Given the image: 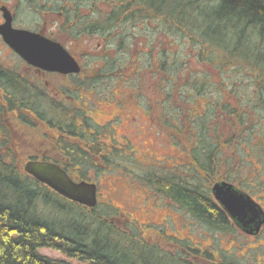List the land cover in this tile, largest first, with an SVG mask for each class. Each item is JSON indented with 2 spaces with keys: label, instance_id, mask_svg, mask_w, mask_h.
I'll list each match as a JSON object with an SVG mask.
<instances>
[{
  "label": "trees",
  "instance_id": "1",
  "mask_svg": "<svg viewBox=\"0 0 264 264\" xmlns=\"http://www.w3.org/2000/svg\"><path fill=\"white\" fill-rule=\"evenodd\" d=\"M203 3L211 6L204 10L201 7ZM105 4L111 5L106 11ZM103 10V38L105 44L111 47V53L130 56L137 48L138 53L143 55V62L131 76L147 71L156 74L162 70L167 73L165 80H171L167 98H172L174 92L181 97L182 105L193 106V102L205 101L201 114L195 110H180L182 114L179 113L180 141L191 159L187 168L182 172H162V175L155 177L145 170L143 183L154 186L157 192L171 199L207 230L230 233L233 227L228 216L211 194V184L222 172L224 164H220V152L223 149L219 151L218 147H229L228 136L224 133L228 129L222 127L220 122L241 131L257 114L255 109L247 116L249 104L241 102L235 92L246 81L251 88L264 84V0H103ZM193 15H200L204 22L202 27L190 19ZM136 29L142 32L140 37L145 41L143 49H139V44H136L137 39L133 35ZM170 35H178L187 41L191 47L189 56L197 66L203 65L202 70L193 72L191 60H183L173 67L174 62L170 60L166 48V44L171 42ZM106 64L108 68L117 67L116 71L124 70L117 60H110ZM173 68L175 73L172 75ZM182 69L186 72L183 84L177 77ZM97 77L104 78V74L97 73ZM188 90L191 97L186 99L184 91ZM216 92L220 94L216 95ZM240 96L243 98L242 94ZM35 100L38 99L32 102ZM170 103L173 104L171 99ZM259 103L253 108L260 106L264 109V89L263 99ZM49 107L54 108L52 105ZM178 112L179 109L175 114ZM39 113L45 116L41 120L46 123L45 127L57 125L62 159L78 161L75 154L67 152L70 140L77 136L65 117L67 112L63 106L60 105L59 117L54 118L53 112ZM23 120L26 122L22 123L31 125L30 120ZM4 133L7 135V132ZM9 137V134L7 138L0 135V264H73L41 254L39 249L43 247L57 250L85 264H153L138 256L136 249L138 243L142 244L140 249L144 251L158 247L147 243L143 238L144 233L122 218L124 216L120 215L117 207L106 203L103 211L98 212V203L93 208L80 205L39 183L24 171L22 157L10 145ZM260 143L264 147V141ZM92 145L94 151L90 162L79 170L82 180L93 181L87 176L88 169H102L93 163L94 158L101 156L99 149L102 144L95 139ZM104 147L103 142V158H107V162L115 165L125 162L130 169L133 168L131 155L123 154L121 161L118 154L107 153ZM258 154L264 158V155ZM25 157L36 158L34 155ZM61 160L55 157L54 161L62 163ZM64 169L68 173L75 172L66 166ZM131 171L134 173V169ZM58 199L67 205L59 203ZM72 205L80 209L78 218L81 222H68L61 229L45 212L48 207L71 210ZM123 235L130 237L132 244H123ZM183 251V257L179 253H166L176 257L182 264H239L227 261L224 257L219 260L220 257L204 250L190 248L193 253L186 249Z\"/></svg>",
  "mask_w": 264,
  "mask_h": 264
},
{
  "label": "rangeland",
  "instance_id": "2",
  "mask_svg": "<svg viewBox=\"0 0 264 264\" xmlns=\"http://www.w3.org/2000/svg\"><path fill=\"white\" fill-rule=\"evenodd\" d=\"M109 6L111 5L105 4L104 10H108L107 8ZM210 6L211 4H201L202 9L204 10H207ZM190 19L195 21V25L201 27L204 25L200 15H193ZM127 32L129 33V29H127ZM141 34L142 32L137 29L136 32L133 33L137 39L136 44H139V49H143L145 46V41L140 37ZM170 37L171 42L166 44V48L170 60L172 59V62H174L173 67L183 60H191L193 65V67L191 66V69L193 72L199 69L202 70L203 65L199 67L198 64L197 66L195 61L189 56V49L191 47L188 45L187 41H184L183 38H180L178 35H174V37L170 35ZM172 39L175 41H172ZM162 40L163 37L161 36V41ZM97 42V39H88L86 36H81L74 41H68V46L74 51H77V59L78 56H80V61L82 63L85 62L87 66H91L85 59V56L88 55L89 59H91L92 57H95L96 54H93L92 52L87 54L86 51L94 50ZM104 46L106 48V45L103 43V55L105 54L104 51H107ZM134 46L135 44H133V47ZM142 57L143 55L138 53V49L135 48L130 56L125 53H120L116 56L114 53L109 52L107 60H117V62L121 64V67H123V71H125V77H127L135 73L137 67L143 62L141 59ZM205 65L206 64H204V66ZM103 66H105V63H103ZM117 72H120L119 69ZM140 73L138 76L137 73L135 74V80H139L138 82L140 83L139 90L137 91L140 98L142 96L145 97V100H143L141 105H138L137 101L130 96L131 93L129 86H120L119 84H116V79L113 78L111 74H108L106 77L104 75V78L100 79L97 75H94L89 79L87 74H90V76L94 74L90 71L86 74V77H77L75 79V81L81 79L83 81L97 84L96 89L92 91L95 93L94 95H91L92 93H89L88 90H83L81 92L86 100L89 97L96 99L95 102L98 101V98L101 99L102 106L97 103L91 106L92 109H94L91 114L96 121L104 124V122L110 119L113 114H121L120 118H116L114 121V123L117 124L116 137L120 141L122 140L120 133L128 136V138L130 137L133 147L136 149V152L133 153L135 156L134 158L139 160H133V163H138L137 167H134V173L131 171L132 168L130 169L127 165L123 170L118 169V165L109 164L106 166L105 163L101 166L102 169L99 171L94 168L87 170V176L91 180L97 181L99 184L100 196L98 201V212L103 211V206L105 207L106 203L113 204V206L117 207L120 215L122 214L124 216L122 218L130 221L131 226H136L135 228L137 230L144 233L145 236H143V238L147 243L158 247L157 249L152 247L147 248V250L144 251L143 249H140L142 244L138 243L139 247L136 249L138 256H142L143 260H149L153 264H182L176 257H173L166 252H171L173 254L179 253L183 257V249H186L189 252L190 248H195L199 251L204 250V252L209 254L213 253L214 256L220 257L219 260L224 257L227 261L234 263L238 262L239 264H264V228L260 235L256 237H249L238 229H230V233L207 230L205 227L194 221L191 216L181 210L171 199H168L157 192L154 186H149V184L147 186V184L143 183L144 181L142 180V177L145 170L151 172L155 177V175H162V172H171L172 170L182 172L187 168V164H189L191 159L182 144L183 142L180 141L178 125H180L181 117L179 116V113L182 114L180 110L184 112L195 110L196 112H199L198 114H201L205 108V101L198 100L193 102V106L182 105L181 97L173 92L172 98H170L173 104H171L170 107L168 105L164 107L162 104L163 93L166 86L169 88V83L171 82V80H165L167 73L162 70L156 74L148 71L142 72V74ZM174 73L175 68L172 69V75ZM138 77L139 79H137ZM177 77L181 79V84H183L184 82L182 81L186 78L185 70L182 69ZM106 80L108 81L107 83H109L107 89L105 84L99 85V83L105 82ZM118 81L120 82L121 80ZM59 82L61 84L67 83L62 77L59 78ZM156 82H159V85H155ZM247 85L248 82L246 81L243 83L244 87L240 86L235 94L238 95L241 102L249 104L247 106V116L251 115L252 111L255 109L257 114H255V118L249 121L246 125V129L241 131L231 129L230 124L226 125L225 122H220V125H223L222 127L228 129L225 130L224 133L228 136L227 146H229L228 148H223L228 153L225 155L222 154V158L227 165L226 169H230L232 166L228 165L227 159L232 160L234 155H236L237 159L239 157L238 155H241V153L246 156V150L251 151L252 156L250 157L247 155L246 160L248 166H250L249 169L251 170L252 175H254L255 172H262L260 175L261 177L259 175L252 177L251 175V177L257 183H260V186L263 188L262 192L257 191L254 194L259 195L261 193L258 199L264 206V171H261V166L258 165L261 158L258 153L264 151L262 150V144L260 143V141H264V109L260 108V106L259 108H256L261 104H258V102L263 99L264 84L262 83V86L255 85L252 88L250 87L251 85H248L249 87H247ZM120 89H124L125 94L127 95L125 98H123V94L118 96ZM113 91L116 92V98L123 101V106L117 107L113 103V100L112 102L106 101V97L114 95ZM184 92L186 93V96L184 97L189 99L191 97L190 90ZM215 94L219 95L220 92H216ZM240 94L243 95V98ZM148 97L150 99V104H147ZM233 101L234 100H232V102ZM229 102L233 104L231 101ZM117 103L120 102L117 101ZM60 105H62L65 112H67V108L70 105L69 98H62V101L60 100ZM254 105L257 106L253 108ZM97 107H99L98 110ZM178 109L179 112L175 114ZM163 114L165 115V118H161V115ZM173 115H176V117H173ZM131 118H136L138 121L137 126L143 130L140 134L141 140L136 139V132L133 130L130 123ZM117 119H121L122 122L120 120V122H116ZM33 123L34 126H23V124L21 125L19 122L14 121L10 123L9 139L18 155L22 157L21 161L23 162V165L29 160V157L25 156L41 154L37 150L48 143L45 142L46 139L51 141L50 137H52L51 132L44 125L35 122ZM149 124L151 126H149ZM103 128L107 129L106 127ZM6 136H8V132ZM243 145L246 146V150L241 148ZM152 163H156L157 166L152 165ZM162 166L165 168H162ZM107 167L110 168V170ZM226 169L225 165L222 164V172H227ZM239 169L235 170L239 172V175H233L231 178L234 179V181L243 182L245 180L244 182H246L245 172L247 171V167L243 170L244 173ZM73 174L76 175L81 173L73 172ZM220 174L216 179L229 177L226 173L223 175ZM260 186L257 185L258 188H260ZM58 200L59 203L67 205L62 199ZM71 207V210L66 211L60 210L56 207H48L45 209V212L57 228L61 229L68 222L80 220L78 218L80 209L73 205ZM95 226L99 225L96 224ZM121 241L125 245L132 244V239L125 235H123ZM39 252L69 263L85 264L69 258L54 249L43 247L39 249ZM190 253H193V251H190Z\"/></svg>",
  "mask_w": 264,
  "mask_h": 264
},
{
  "label": "flooded vegetation",
  "instance_id": "3",
  "mask_svg": "<svg viewBox=\"0 0 264 264\" xmlns=\"http://www.w3.org/2000/svg\"><path fill=\"white\" fill-rule=\"evenodd\" d=\"M6 25L8 26L6 27ZM3 27L4 29L8 28L16 31L34 33L35 35L45 37L61 44L77 60L81 67L80 72L64 74L57 71H48L28 63V61L25 60L16 50L15 44L17 41L8 42L5 39L1 31ZM88 29H90V31L86 32ZM81 36H86L88 39L98 40L94 50L86 51L87 54H90V52L96 54V56L92 57L91 59H89L88 55L85 56V59L91 66H87L85 62L82 63L80 61V56H78L77 59V51H74L68 46V41H74ZM104 36L103 0H0V122L3 124V127L0 124V135L7 137L4 132H8L10 135V123L13 121L19 122L21 125L23 124V126H34L33 122L40 123L42 125L46 124L44 121L41 122L45 116L39 112L42 113L43 111H46L48 114L53 112L54 118L59 117L60 100L62 101V98L65 99V97H68L70 100V105L67 108L65 117H67V120L70 121V126L73 128V133L77 136V138L74 137L70 140V146H68L67 152L70 154H75L78 161L72 162L70 158H67L66 160L62 159L63 157L60 155L61 151H59L61 142L57 125L53 124V127L50 125L49 127L47 125L48 130L52 134V137H50L51 141L46 139L45 142L48 143L37 150L41 154H33L36 158H29V160L56 163L54 161L56 157L58 160L62 159V163L57 162L56 164H59L63 168L66 166L67 168H72L75 172H79V170L84 169L86 164H88L91 160V153L94 151L92 140L95 139H97L98 142L102 144V147L99 149L101 155L100 158L93 159V163L97 167L102 168L101 166H103L104 163L106 166L112 164L111 162L106 161L107 158H103V142L105 143L104 149L107 150V153L118 154L120 156V160L123 153L126 156L131 155L134 161L138 160L135 159V156L133 155V153L136 152V149L133 147L131 138H128L126 135H122L123 133H120L122 139L121 141L116 137L117 124L114 123V121L116 118H120L121 114H113L110 119L104 122V124L96 121L94 116L91 114L94 110L91 106L96 103L102 106L101 99L98 98V101L95 102L96 99L89 97L86 100V98L82 96L81 92L83 90H88L89 93H92L91 95H94L95 93L92 91L96 89L97 84L83 81L81 79H79V81H75L77 77H86V74L90 71L94 74L92 76L87 74L89 79H91L94 75H97V73L102 75L104 74L105 77L108 74H111L112 77L116 79V84H119L120 86H129L131 93L130 96L137 101L138 105H141L143 100H145V97L142 96L140 98L137 92L139 90L140 83L138 82L139 80H135V76L130 75L128 77H123V72L125 71L117 72V67L108 68V64L103 66V63L110 61L107 60V56L109 55V52L111 53V47H109L108 44H105V39L103 38ZM103 43L106 45V48L104 46L105 50H107L104 51V55ZM157 61H153V63H156ZM60 77L65 79L67 83L61 84L59 82ZM118 80L121 81L119 82ZM107 82L108 81L106 80L105 82L99 83V85L105 84L107 89V85L109 84ZM158 83L159 82H156L155 85H159ZM168 90L169 88L166 86L162 97V104L164 107L167 105L170 107L171 105L170 99L167 98V95L169 96ZM121 94H123V98L127 96L124 89H120L118 96ZM116 97V92H114V95L106 97V101L112 102L113 100V103L117 107L123 106V101ZM34 99L38 100L32 102ZM117 101L120 103H117ZM12 104L15 105L13 106ZM147 104H150L149 97ZM50 105H52L54 108H50ZM99 107H97V110ZM24 118L26 120H30L31 125L22 123V121H25L23 120ZM161 118H165V115H161ZM119 120L122 122L121 119H117L116 122H120ZM130 123L131 127L136 132V139L141 140L140 134L143 132V130L137 126V119L131 118ZM149 126L151 125L149 124ZM103 127H106L107 129ZM80 128H83V130ZM9 143L12 146V142L9 141ZM223 148L225 147H218V150L221 151ZM241 148L246 150V146L244 145ZM262 150H264V147H262ZM220 153L225 155L228 152L223 149V152ZM260 153L264 155V151ZM247 155L250 157L252 156L250 150H246V156L242 155L241 153V155H238L239 157L237 159L236 155H234L232 160L227 159L228 165L232 166L227 170V172H225L229 175V177H221L216 179L212 185L216 182L222 181L231 183L237 189L250 195L264 210L262 202L258 199L261 193L259 195L254 194L257 191L262 192L263 188L260 186V183H257L252 178L255 175L260 176L262 172H255L254 175H252V172L249 169L250 166L247 164ZM220 157L222 160L220 164H225V162H223L224 160L222 155H220ZM137 164V162H134L132 169H134L135 166L137 167ZM126 165L127 163L125 162L122 164L119 163L118 169L124 170ZM152 165L157 166L156 163H152ZM258 165L261 166V171H264V158H260ZM226 166L227 165H225V168ZM246 167V182H244L245 180L243 182L234 181V179L231 178L233 175H239V172L235 171L236 169L240 168L239 170L243 172ZM162 168L165 167L162 166ZM108 169L110 170V168ZM225 173L221 172L220 175ZM68 174L74 180H81L80 174ZM95 182L98 186L97 198L99 201V184L97 181ZM257 185H259L260 188H258ZM227 216L233 229H238L249 237H256L260 235L264 228L263 224L258 234H249L244 232L236 224V222L231 217H229L228 214Z\"/></svg>",
  "mask_w": 264,
  "mask_h": 264
},
{
  "label": "water",
  "instance_id": "4",
  "mask_svg": "<svg viewBox=\"0 0 264 264\" xmlns=\"http://www.w3.org/2000/svg\"><path fill=\"white\" fill-rule=\"evenodd\" d=\"M3 29L1 31L5 39L8 42L17 41L15 48L28 63L64 74L80 72L77 60L61 44L34 33ZM24 171L67 200L89 208L98 203L97 183L74 180L59 164L28 160L24 164ZM212 194L244 232L259 233L264 224V210L250 195L226 181L216 182Z\"/></svg>",
  "mask_w": 264,
  "mask_h": 264
},
{
  "label": "bare ground",
  "instance_id": "5",
  "mask_svg": "<svg viewBox=\"0 0 264 264\" xmlns=\"http://www.w3.org/2000/svg\"><path fill=\"white\" fill-rule=\"evenodd\" d=\"M214 184H215V183H214ZM214 184H213V185H214ZM213 185L211 184V187H213Z\"/></svg>",
  "mask_w": 264,
  "mask_h": 264
}]
</instances>
